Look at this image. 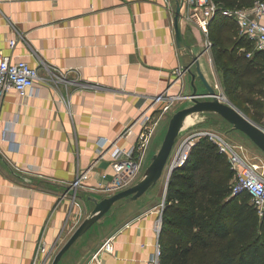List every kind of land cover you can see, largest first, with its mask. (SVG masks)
<instances>
[{
    "label": "crops",
    "instance_id": "0c3cea01",
    "mask_svg": "<svg viewBox=\"0 0 264 264\" xmlns=\"http://www.w3.org/2000/svg\"><path fill=\"white\" fill-rule=\"evenodd\" d=\"M176 4L0 0L2 52L38 67L43 77L31 95L11 90L0 98V264H32L41 242L56 255L78 227L77 214L82 212V222L95 206L92 198L108 196L103 186L113 178L114 148L137 140L135 120L143 101L162 92L193 93L186 80L190 73L178 79L175 68L196 69L193 55L196 47L201 49L197 56L203 54L202 33L183 24L189 47H178ZM10 38L18 39L14 48L8 46ZM186 103L193 101L184 100L177 110ZM206 112L214 111L196 114L181 132L191 134ZM169 119L157 129L148 165ZM86 170L89 178L78 191V207L64 194ZM166 189L158 181L138 199L128 198L107 212L59 264H148ZM109 237L115 250L94 257Z\"/></svg>",
    "mask_w": 264,
    "mask_h": 264
},
{
    "label": "trees",
    "instance_id": "16d2710c",
    "mask_svg": "<svg viewBox=\"0 0 264 264\" xmlns=\"http://www.w3.org/2000/svg\"><path fill=\"white\" fill-rule=\"evenodd\" d=\"M226 6L250 5L255 0H217ZM216 30L230 35L214 34ZM212 55L223 89L229 96L264 81V51L248 58L252 44L238 35L233 18L217 15L210 26ZM232 42L229 46L220 42ZM235 99L254 103L249 95ZM190 122V121H189ZM234 170L207 137H201L186 162L168 181L160 240L162 264H264V214L250 194H232Z\"/></svg>",
    "mask_w": 264,
    "mask_h": 264
},
{
    "label": "built area",
    "instance_id": "2783aa9c",
    "mask_svg": "<svg viewBox=\"0 0 264 264\" xmlns=\"http://www.w3.org/2000/svg\"><path fill=\"white\" fill-rule=\"evenodd\" d=\"M164 2L166 6L171 7V0H164ZM181 11L183 24H190L200 29L203 53L208 52L212 65H214V58L211 52L213 41L210 36V26L217 15L233 18L238 35L252 44V49L239 48L240 51H246L248 58L254 57L256 51H264V0H255L250 5L234 7L226 6L217 0H182ZM7 41L9 48H14L18 39L10 38ZM186 72H188L187 67L179 66L175 68L178 79ZM41 79L43 77L38 67L33 66L26 60H13L10 54L3 53L0 48V98L11 90H15L23 96L31 95L35 88V82ZM214 88L217 98L221 101L230 102L228 96L220 90L218 82H215ZM198 97L202 99L214 98L213 95L205 94ZM193 98L192 93L169 94L162 92L152 97L150 101H143L141 104L142 111L135 120V123L140 126L137 140L129 147L116 145L114 148L113 178L103 186V190L107 192L108 196L127 189L138 182L148 165L149 151L161 122L167 117H171L177 110V105L186 99L193 100ZM255 123L264 131V96L262 121ZM201 137H207L212 141L218 151L226 156L231 168L234 170L232 194L247 191L259 215L262 216L264 214V169L261 170L259 164L248 158L243 144L232 142L226 133L216 129H203L183 137L179 142H175L166 165V168L168 167L166 185H168L172 171L187 161L191 149ZM111 145H115V142L111 141ZM88 178V171H82L65 191L64 195H67L72 203L78 207L80 206L78 191ZM164 204L165 199L160 206V214L156 222L157 239L148 264H162L163 246L160 240V232L163 224ZM81 217L82 212L80 211L75 217L74 227L79 226ZM114 250L113 237H109L102 243L94 257L100 251ZM54 257L53 247L41 242L33 256L32 264H52Z\"/></svg>",
    "mask_w": 264,
    "mask_h": 264
},
{
    "label": "water",
    "instance_id": "95a60500",
    "mask_svg": "<svg viewBox=\"0 0 264 264\" xmlns=\"http://www.w3.org/2000/svg\"><path fill=\"white\" fill-rule=\"evenodd\" d=\"M182 0H177L174 27L176 31V42L180 48H188L189 44L186 41L183 31L182 21ZM196 63V71L193 72L191 65L186 66L188 72L192 75V83L194 84L196 76H199L204 82L207 92L198 93L196 87L192 95L193 104L176 110L169 119L168 128L160 149L152 156L149 165L146 167L142 177L137 183L131 187L118 191L103 198L93 197L92 200L95 206L89 216H87L75 229L66 243L55 255L52 264H59L62 256L70 249V247L86 233L102 216L110 211L112 206L124 199H138L144 195L150 187L157 183L163 175L164 169L168 163V159L174 147L177 137L180 135L185 120L188 116L194 117L196 114L204 111H214L219 113L227 121H229L233 129L244 133L259 149L264 152V131L248 116H246L235 104L228 101H221L216 96L215 88L208 83L200 68L199 56L193 55ZM213 95L214 98L202 99L200 95Z\"/></svg>",
    "mask_w": 264,
    "mask_h": 264
},
{
    "label": "rangeland",
    "instance_id": "374dc122",
    "mask_svg": "<svg viewBox=\"0 0 264 264\" xmlns=\"http://www.w3.org/2000/svg\"><path fill=\"white\" fill-rule=\"evenodd\" d=\"M214 32H216L214 34L219 33L220 39H221L222 35H225V34L230 35L226 31L221 33V32H219V30H216ZM220 43H223L224 45L229 46L232 42H224L223 41ZM195 50L198 51V53H199L201 49L196 47ZM211 52H212V50H211ZM198 53H194V54L197 55ZM199 63H200L201 71L203 72L208 83L214 87L215 82H218L220 84V90L226 94V92L223 89L222 80L219 77L218 72L216 70L217 65H216L215 57H214V65H212V63L210 62V59H209V54L206 51L203 54H201V56L199 57ZM213 68H214V70H213ZM192 71L195 72L196 69L195 70L193 69ZM190 75H191V73H190ZM186 80H187V82L189 81L188 83H190V84H188V87H192L193 90L195 87H196L197 91H205L206 90V86L199 76H196L194 84L192 83V75H191V79L188 80V78L186 77ZM236 93L241 94V95H249L252 98V100L254 101V103L243 101V102H241L240 107L237 106L236 104L238 101L234 97L235 95H237ZM226 95L228 96V99L231 103L235 104L246 116H248L254 122H261L262 121L261 111H262L263 96H264V81L255 80V86H253L251 88V90L244 89V88H238L236 91H234V94H232L230 96L228 94H226ZM188 104L189 103H186L185 105L188 106ZM184 107H186V106H184ZM206 114H208V116L205 117V119L202 120V122H200L201 124H199L195 127L193 126L194 128L191 131V133H195V132H198V131L203 130V129H216V130H219L223 133H226L232 142L243 144L246 148L245 153L248 156V158L252 162L259 164L261 170L264 169V152L261 149H259L244 133H242L239 130L233 129V126L230 124V122L227 121L220 114L215 113V112H206ZM185 136L186 135L183 132H181L180 135L177 137L176 142L181 141L183 139V137H185ZM167 170H168V167L165 168V171L159 180L161 188H163V189L167 188V185H166ZM164 199H165V195L163 196V200ZM127 201H128V198H124V199L116 202L112 206L111 210L108 213H112L113 211L118 209L122 203H125Z\"/></svg>",
    "mask_w": 264,
    "mask_h": 264
},
{
    "label": "bare ground",
    "instance_id": "6f19581e",
    "mask_svg": "<svg viewBox=\"0 0 264 264\" xmlns=\"http://www.w3.org/2000/svg\"><path fill=\"white\" fill-rule=\"evenodd\" d=\"M193 118L194 117H192V116H188L187 118H186V120H185V123L186 122H189V121H192L193 120ZM185 125V124H184ZM166 168V167H165ZM164 171H165V169H164ZM164 173V172H163Z\"/></svg>",
    "mask_w": 264,
    "mask_h": 264
}]
</instances>
